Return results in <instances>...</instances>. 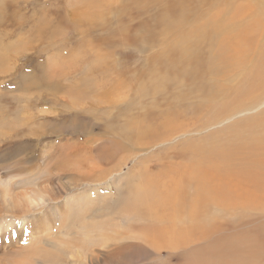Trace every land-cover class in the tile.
Segmentation results:
<instances>
[{
	"label": "rangeland",
	"instance_id": "1",
	"mask_svg": "<svg viewBox=\"0 0 264 264\" xmlns=\"http://www.w3.org/2000/svg\"><path fill=\"white\" fill-rule=\"evenodd\" d=\"M259 1L0 0V264L199 263L185 214L154 205L159 227L133 210L143 176L182 197L181 179L193 192L208 176L212 195L236 198V236L258 226L264 239Z\"/></svg>",
	"mask_w": 264,
	"mask_h": 264
},
{
	"label": "bare ground",
	"instance_id": "2",
	"mask_svg": "<svg viewBox=\"0 0 264 264\" xmlns=\"http://www.w3.org/2000/svg\"><path fill=\"white\" fill-rule=\"evenodd\" d=\"M261 4L263 5V7H262ZM259 7L260 8L262 7L261 11L263 9V12H264V2L261 1ZM257 26L261 28V27L264 26V24L260 23ZM236 34H237V32H236ZM251 47H252V40L249 41V37L246 35L245 38H244V43H241L239 45V48H238V50L241 51V52H238V54L241 56V61L242 62H246V58H245L244 55L249 50H251ZM262 49H264V46H263ZM261 53L264 54V51H262ZM256 64H264V61L263 60L258 61ZM104 150H105V147H102V150H101V155L102 156H104V153H103ZM106 162H109V161H106ZM260 167H261V165L260 166H255L254 169L255 170H260L261 169ZM202 168L203 167H201V169ZM80 170H81L80 174L83 177L85 175H87V174L90 175V173H91V172H89V173L85 174L86 171H84L82 169H80ZM247 174L255 175L253 170L250 171ZM197 176H198V178L200 180L199 182L202 183L203 185H200V189L194 188L193 192L191 191L192 186H191L190 183H185L183 179H181L179 181V182L183 183L186 186V191H185L183 197H182V195H180V187H177L176 190L173 193H167V194L157 193L156 194L155 192L157 191L158 185H157L156 189L153 190V181H151L149 177L143 176L141 178L142 180L140 182V185L139 186H135L136 189L134 188L135 191L133 190L135 192V193L133 192L134 193V195H133L134 197L133 198L135 200L134 201L135 202V209L133 208V210L136 211L137 206H141L142 208L139 207L141 209V210H139L140 213L147 214L148 215L147 217L144 215L148 219L147 222H153V224H157V223L160 224V222L163 220V217L161 216V214L159 215V213L165 211L166 209L170 210L169 212H171V210L172 211L175 210L176 213H178V214H181V213L185 214L184 217L181 216L182 218H176V221H175V223H178V224H179V222L184 223L185 227H186V228L184 227V230L180 234V238L183 239V243L182 242L181 243L185 244V245H191L192 244V245L196 246L195 244L198 243V242L197 243L195 242L196 239L199 240V243H200V241H204L203 245L201 243L199 245L197 244V246L195 247V248H199V249H196V250L194 249V251L190 250L191 252H189V253H191L193 255L196 252H198V250H199V252H203L204 251L205 254L202 255L203 257L202 256L198 257L199 263L195 262L196 264L197 263L198 264H264V261H263L264 260V239H263L262 234L260 233L261 232L260 228L258 226H251L252 231L246 230V231L243 232L245 234V236L250 237V238H246L245 237V239H243V236L241 235L242 236V239H241L240 238V234L238 236H236L237 233L235 231L236 230L235 228H237V227H239L241 225L239 220H238V224L239 225H236L234 223V226H233L232 225L233 222L232 223H228L229 220L227 219L228 208L229 209L233 208V210H230V212H229V213L233 214L232 216H234V214H235V210H236V203H234V202H236L235 196L231 195V194H228L227 191L225 193H218L217 192V193H214L212 195V193H211L212 185L211 184H206V182L204 180V178H207L208 176H203L201 174L197 175ZM85 178H86V176H85ZM92 179L90 178V180H92ZM154 182L156 183V181H154ZM10 184H11V182L8 181L7 179H2V178L0 179V186H2L3 188L7 189V187ZM221 187L226 188L225 185H222ZM37 190H38V188H37ZM262 190H263L262 195H264V185L262 186ZM40 191L37 192L35 190V192H33V190H32L30 193H28L29 204H31L32 206L34 205V206L41 207L46 202L45 201V199H46L45 198V194L46 193L45 192L43 193V192H40ZM84 193H87L89 195L91 194L89 189L87 191H85ZM15 205H16V203H15ZM15 205H14V207H15ZM154 205H155V209L156 208H161L163 211H155V210H153L151 207L154 206ZM168 214H171V213H167V215ZM164 215H165V213H164ZM172 217H173V215H172ZM216 217L220 218L221 220H217ZM142 218H144V217L142 216ZM133 219H134V217L132 218V220ZM168 219H171V218H168ZM132 220H131V224H132ZM134 220L136 221V219H134ZM221 221L224 223L223 225L225 226V228H224L223 225H222L223 227L220 226ZM154 222H157V223H154ZM169 222L170 221L167 222L168 225L170 224ZM129 224H130V222H129ZM226 225H227V227H226ZM131 226H133V225H131ZM139 226H141V225H139ZM139 226H136L135 228L137 229V227H139ZM161 226L162 225L160 224L159 227H161ZM10 227H12V226L9 225V224H0V232H2L3 229H5V228L7 230ZM153 227L155 228L156 225L153 226ZM172 227H171V229H173ZM127 228L129 229V226ZM141 228H143L141 230V234H142V231L145 230L144 229L145 226L141 227ZM240 228H242V227H240ZM136 229L133 228L134 231ZM130 230H132V229L130 228ZM133 230L131 231L132 233L134 232ZM151 230L153 231V228ZM154 230H156V229H154ZM179 230H180V228H179ZM229 230H231V231H229ZM131 232H128V233H131ZM138 232H139V230H138ZM138 232H136V233H138ZM166 234H167V232H166ZM124 235L127 236L126 233ZM159 235L153 236L152 238H148V239H151L154 242L155 241L160 242V241H162V239L160 238ZM170 235L171 234L169 233L168 236H165L164 241L165 240L167 241V237H169ZM139 236H140V234H139ZM140 237H142V236H140ZM189 237H191V239H189ZM102 239H104V238L102 237ZM132 239H133V237L131 238V240ZM147 242H148V240H147ZM127 243H129V242H127ZM110 244H112V243H110ZM129 246L132 247L131 244ZM125 247L126 246H124V248L120 247L119 251H123V249H128V248H125ZM165 247H169L171 249L172 253H173V250L175 249V247H173L171 245L163 246V244H162V245H159L158 247H155L154 250L161 251V250L166 249ZM141 250H143V249H141ZM65 252H67V251L65 250ZM148 253H152L153 254L154 252H149L148 251ZM166 254H167V252H166ZM178 254H180V253H178ZM197 254H199V253H197ZM153 255H155V254H153ZM184 255H185V252H184ZM199 256H200V254H199ZM192 257L195 258L194 255ZM155 259H157V258H155ZM190 259H192V258H190ZM149 261L151 263L152 260H149ZM152 262H153L152 264H155L154 261H152ZM193 262H194V260H193ZM179 264H184V263L181 262Z\"/></svg>",
	"mask_w": 264,
	"mask_h": 264
}]
</instances>
